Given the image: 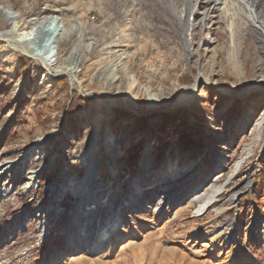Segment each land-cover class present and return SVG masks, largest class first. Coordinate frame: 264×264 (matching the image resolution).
Wrapping results in <instances>:
<instances>
[{
	"label": "rangeland",
	"instance_id": "obj_1",
	"mask_svg": "<svg viewBox=\"0 0 264 264\" xmlns=\"http://www.w3.org/2000/svg\"><path fill=\"white\" fill-rule=\"evenodd\" d=\"M166 1L0 0L5 38L33 17L52 20L61 41L51 70L71 67L51 76L43 57L0 40V264H65L78 251L69 231L80 197L69 185L89 170L97 95L113 106L102 111L104 133L126 231L114 250L74 264H264V37L232 4L218 10L210 0H190L186 36L168 3L181 10L187 0ZM257 10L264 19V0ZM33 37L38 53L45 41ZM203 74L210 81H199L197 100L169 109ZM147 152L154 172L199 161L193 173L207 171L206 187L217 186L210 209L199 214L193 187L162 196L166 176H145ZM135 195L142 204L127 207ZM230 219L241 239L225 246Z\"/></svg>",
	"mask_w": 264,
	"mask_h": 264
},
{
	"label": "bare ground",
	"instance_id": "obj_2",
	"mask_svg": "<svg viewBox=\"0 0 264 264\" xmlns=\"http://www.w3.org/2000/svg\"><path fill=\"white\" fill-rule=\"evenodd\" d=\"M163 1L167 2L166 0ZM210 1L215 9L218 8V10H221V8L226 9L229 3L232 4L236 8L233 15H241L242 13L246 14L247 21L253 25L256 32L264 37V19L260 16L257 10V0ZM187 2L188 5L186 8L181 10L178 9L174 3H168L171 11H174L181 21L182 28L186 36L192 27L190 19H188L187 15L188 13L192 15L195 12V8L191 5L190 0H187ZM51 25L52 20L33 17L30 25L27 27L17 26L19 28H16L17 30L10 38H5V35L8 32L0 31V40L2 38L3 40L5 39V41L9 43V46L6 45L9 49L19 50L29 57H43L42 61L51 76H55L53 72L57 74H70L71 67L59 66L57 69H54V71L51 70V57L54 56L55 49L58 46L57 44L61 41L60 27H58V24L55 27H51ZM34 34L43 35L42 38L45 41L44 44H40L38 53L36 51V42L34 41V37L33 40H31ZM186 42L187 46H189L190 43L188 41ZM4 46L5 45H3V47ZM4 52L5 50L0 48V61L3 60ZM199 81L208 82L210 79L204 76V74L200 78L198 77L196 85L186 86L181 89L177 98L168 104V108L174 109L180 106H188L197 100L198 92L196 87ZM261 87V83L256 84L239 95L243 98L248 97L251 93L257 91ZM228 90L229 89L227 87L221 88V91L228 92ZM97 98L99 101L98 106L102 109V111L111 112L113 110V106L106 103L101 96L97 95ZM102 111L96 119L90 152L87 156V165L89 166V170L84 177L76 182L70 183L69 185L72 192L80 197V202L71 211V226L69 231L70 244L73 246V249H78V251H76V253L69 254L68 260L65 264L72 262L73 264L74 262L82 263V261L86 258L95 255L99 251V248L103 249L109 247L114 250L117 241L120 240L126 231L123 222L124 210H120L121 202L125 193L122 194L123 192L121 193V191L115 186V180L117 179L119 168L114 166L113 163H110V159L108 157L107 149L109 148L110 138L105 136L104 133L105 115ZM152 159L153 156L148 152L145 153L142 158V164L145 168V172H147L145 176L148 178L150 177L151 179L157 177L159 174H161V176H166L161 187L162 196L168 198L175 196L179 197L180 191L182 192L184 189L187 190L188 187H193L197 189L194 192V199H200V207L198 209L199 214H204V212L210 209L216 196L218 195L217 186H214L213 188L208 187L209 189L206 187L208 185L205 181V178L208 176L207 171H202L204 177L202 174L198 175L197 173H193L195 165L199 161L194 160L188 164L180 166L178 163L170 160L169 162L159 166L160 169L154 172L150 169ZM220 162L221 161H217L216 163ZM223 176V171H218L212 176L210 181L215 178L213 182L215 183L220 181ZM237 196L238 192L233 193L231 199L235 201ZM127 199H130L128 203L124 200L127 207L132 206L133 208L134 206L142 204L140 200L142 198H139V195H135L132 200L130 197ZM262 222H264V218ZM222 235L225 237V239H222L224 240L225 246H230L234 240L239 241L241 239L239 226L237 225L236 220L230 219V221L225 224Z\"/></svg>",
	"mask_w": 264,
	"mask_h": 264
}]
</instances>
